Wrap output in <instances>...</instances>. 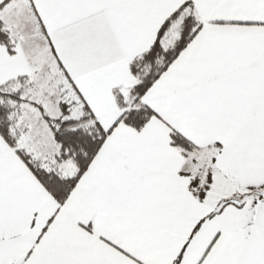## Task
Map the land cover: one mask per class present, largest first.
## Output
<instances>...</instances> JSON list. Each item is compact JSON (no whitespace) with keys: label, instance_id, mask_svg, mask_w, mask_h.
<instances>
[{"label":"snow or ice","instance_id":"1","mask_svg":"<svg viewBox=\"0 0 264 264\" xmlns=\"http://www.w3.org/2000/svg\"><path fill=\"white\" fill-rule=\"evenodd\" d=\"M0 264H264V0H0Z\"/></svg>","mask_w":264,"mask_h":264}]
</instances>
